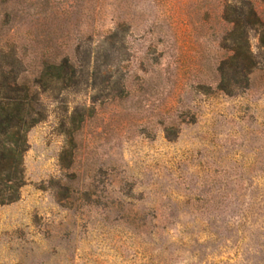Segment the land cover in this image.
<instances>
[{
	"label": "rangeland",
	"instance_id": "rangeland-1",
	"mask_svg": "<svg viewBox=\"0 0 264 264\" xmlns=\"http://www.w3.org/2000/svg\"><path fill=\"white\" fill-rule=\"evenodd\" d=\"M233 1L8 4L0 51L23 58L33 122L19 198L0 205V264H264L258 34L249 86L222 92L215 73ZM45 54L89 77L32 83Z\"/></svg>",
	"mask_w": 264,
	"mask_h": 264
},
{
	"label": "trees",
	"instance_id": "trees-1",
	"mask_svg": "<svg viewBox=\"0 0 264 264\" xmlns=\"http://www.w3.org/2000/svg\"><path fill=\"white\" fill-rule=\"evenodd\" d=\"M11 1L14 0H0V17L3 15L9 19L8 4ZM258 2L235 0L223 6L222 19L226 32L222 41L225 53L215 68L219 78L217 88L222 92L230 93L232 86H249L250 75L257 69L247 33L256 32L264 50V16L257 8ZM113 35L110 34L109 39ZM0 53V205H7L18 200V190L23 185L22 158L27 147L24 132L33 122L27 109L32 96L30 81L22 76L23 58L18 55L15 46L6 41L5 49ZM40 60L32 83L41 87L52 82L66 87L75 86L89 77L68 56L59 59L45 54ZM110 71L109 67L100 74L106 85L110 83Z\"/></svg>",
	"mask_w": 264,
	"mask_h": 264
}]
</instances>
